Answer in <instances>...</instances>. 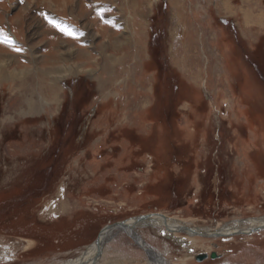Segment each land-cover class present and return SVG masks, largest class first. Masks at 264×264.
<instances>
[{"label":"rangeland","instance_id":"obj_1","mask_svg":"<svg viewBox=\"0 0 264 264\" xmlns=\"http://www.w3.org/2000/svg\"><path fill=\"white\" fill-rule=\"evenodd\" d=\"M0 30V264L264 217V0H0ZM159 224L133 229L167 264H264V229ZM109 237L104 264H156Z\"/></svg>","mask_w":264,"mask_h":264},{"label":"bare ground","instance_id":"obj_2","mask_svg":"<svg viewBox=\"0 0 264 264\" xmlns=\"http://www.w3.org/2000/svg\"><path fill=\"white\" fill-rule=\"evenodd\" d=\"M132 223L133 222L131 220H127L122 226H112L110 228L109 227L103 228L99 233V237H98L99 239L97 243H94L93 245L88 246V248L83 252L82 257L80 259H77L73 262H67L66 264H104L102 262L103 254H104V251H102V246H104L105 242L109 240L108 238H110L109 236L111 234L113 235L114 233H117V232H122V233L124 232L126 235H128L129 237L131 236L134 240H136V243L143 248L145 253L150 255V259L152 257L154 258V261L156 264H167L166 260L164 261L161 254H157L156 252H154V250L146 246V244L139 237V234H137L133 228L138 227V226L139 227L140 226H146V227L156 226L155 224L160 223L159 225L164 224V226L167 228L168 231L170 232L174 231L173 233H175V232H181V231H177L176 229L179 226H185V225L180 224V222L168 219L167 217L160 215V214L148 215L144 220L140 222H136L133 225ZM263 225H264V217H258V218H250V219H245V220H237L233 222L221 223L215 228L197 227V226L193 227L196 229H203L208 233H219L220 235L207 236L205 234L199 235V234H191L187 232H183V233L187 234L189 237L203 236L207 238H219V237L227 236L224 234L233 232L235 230H246L248 228L258 227V226H263ZM192 243L193 242L191 241V244Z\"/></svg>","mask_w":264,"mask_h":264},{"label":"water","instance_id":"obj_3","mask_svg":"<svg viewBox=\"0 0 264 264\" xmlns=\"http://www.w3.org/2000/svg\"><path fill=\"white\" fill-rule=\"evenodd\" d=\"M147 216H148V213L147 214H140V215L131 216V217H128V218L119 220V221H115V222L110 223V224H106L101 229L108 228V227L110 228L112 226H122V225H124L125 221H127V220H131L133 222L132 223V225H133L136 222H140V221L144 220ZM263 228H264V225L263 226H258V227L248 228L246 230H235L233 232H230V233H227V234H224V235L229 236V235H234V234H249V233L258 231L260 229H263ZM101 229L99 230V232L101 231ZM176 230L177 231L191 233V234H199V235H204L205 234L207 236L220 235L219 233H208V232H206L203 229H196V228H193L192 226H179ZM99 232L95 236V238L93 239V242L94 243H97L98 242ZM216 256L217 255H216V253L214 251H210L208 254H206L204 252H200V253H196L194 255V259L196 261H201L202 259H204L206 257L214 258Z\"/></svg>","mask_w":264,"mask_h":264},{"label":"snow or ice","instance_id":"obj_4","mask_svg":"<svg viewBox=\"0 0 264 264\" xmlns=\"http://www.w3.org/2000/svg\"><path fill=\"white\" fill-rule=\"evenodd\" d=\"M50 23H55L54 21H49ZM58 28L60 27V25H56ZM60 30L61 31H64L66 34H68V35H74V33L73 32H71L69 29H67V28H60ZM0 36H3V32H2V30H0ZM0 42H3V41H0ZM7 42H11V41H7Z\"/></svg>","mask_w":264,"mask_h":264}]
</instances>
